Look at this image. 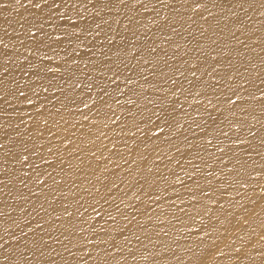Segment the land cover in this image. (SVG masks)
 <instances>
[{
    "label": "bare ground",
    "instance_id": "6f19581e",
    "mask_svg": "<svg viewBox=\"0 0 264 264\" xmlns=\"http://www.w3.org/2000/svg\"><path fill=\"white\" fill-rule=\"evenodd\" d=\"M0 264H264V0H0Z\"/></svg>",
    "mask_w": 264,
    "mask_h": 264
},
{
    "label": "snow or ice",
    "instance_id": "6c2138e0",
    "mask_svg": "<svg viewBox=\"0 0 264 264\" xmlns=\"http://www.w3.org/2000/svg\"><path fill=\"white\" fill-rule=\"evenodd\" d=\"M25 159H27V157H25Z\"/></svg>",
    "mask_w": 264,
    "mask_h": 264
}]
</instances>
